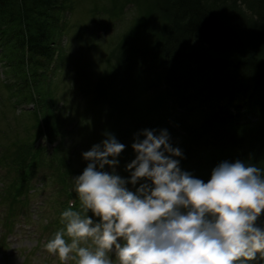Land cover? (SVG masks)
<instances>
[{
    "label": "rangeland",
    "instance_id": "obj_1",
    "mask_svg": "<svg viewBox=\"0 0 264 264\" xmlns=\"http://www.w3.org/2000/svg\"><path fill=\"white\" fill-rule=\"evenodd\" d=\"M51 1L55 9L48 12L52 17L49 39L54 59L36 69V75L30 76L28 70L26 79L20 80L21 57L0 35V264H61L44 245L63 227L60 217L67 193L72 192L78 202L73 179L89 163L83 153L106 139V133L114 136L125 145L116 158L115 173L129 180L126 166L136 158L132 144L138 135L144 138L142 129H148L147 122L136 130L132 126L141 113L154 112L152 94L157 96V90L148 86L158 76L152 71L136 72L135 64L129 71L126 61L131 54L159 45L169 24L164 15L167 0ZM242 8L246 14L251 12L246 5ZM30 65L23 66L29 69ZM130 72L132 77H127ZM141 76L149 90L147 97L144 86H138ZM115 82L119 85L112 90ZM156 104L163 116L166 111ZM179 113L163 118L165 124L201 123L202 115L183 118ZM167 133L170 144L178 148L179 136L169 129ZM21 147L35 153L18 158ZM206 153L195 152L192 164H180L181 170H190L197 178ZM104 171L112 169L105 166ZM127 187L135 191L139 183ZM110 256L115 261L114 254Z\"/></svg>",
    "mask_w": 264,
    "mask_h": 264
},
{
    "label": "clouds",
    "instance_id": "obj_2",
    "mask_svg": "<svg viewBox=\"0 0 264 264\" xmlns=\"http://www.w3.org/2000/svg\"><path fill=\"white\" fill-rule=\"evenodd\" d=\"M105 135L83 153L89 163L73 179L78 207L70 201L62 212L63 227L44 245L47 253L61 264L264 261V228L257 224L264 215V169L225 161L205 183L181 170L175 157L182 153L166 131L145 130L132 144L136 158L125 180L115 173L125 145ZM138 183L135 191L127 187Z\"/></svg>",
    "mask_w": 264,
    "mask_h": 264
},
{
    "label": "trees",
    "instance_id": "obj_3",
    "mask_svg": "<svg viewBox=\"0 0 264 264\" xmlns=\"http://www.w3.org/2000/svg\"><path fill=\"white\" fill-rule=\"evenodd\" d=\"M38 2L0 0V35L21 57L20 80L26 79L28 70L34 76L36 69L42 70L54 59L48 12L55 9V3ZM167 4L164 15L169 24L159 45L131 54L126 61L129 71L135 64L136 72L152 71L158 76L148 86L155 85L157 90V96L152 94L154 112L141 113L132 127L136 130L147 122L148 129L142 131L169 129L176 133L163 118L177 111L183 118L202 115L197 125L172 122L185 136L176 133L182 153L175 157L179 165H191L195 152H207L197 175L205 183L212 170L225 161L239 160L264 169V0H167ZM243 5L250 8L249 14L242 10ZM25 63H31L29 69L24 68ZM141 78L138 86H144L147 97L149 90ZM117 83L112 90H117ZM156 102L166 111L163 116ZM43 118L45 121V115ZM28 153L32 151L21 147L17 157ZM72 195L67 193V197ZM257 224L264 228V215ZM248 264L264 261L257 258Z\"/></svg>",
    "mask_w": 264,
    "mask_h": 264
}]
</instances>
